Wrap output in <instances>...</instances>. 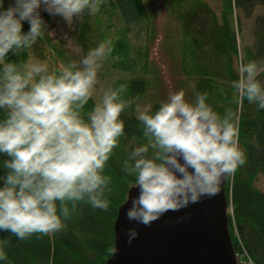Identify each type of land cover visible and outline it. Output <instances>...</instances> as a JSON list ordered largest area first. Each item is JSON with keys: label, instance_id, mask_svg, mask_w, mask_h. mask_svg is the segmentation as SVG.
Instances as JSON below:
<instances>
[{"label": "clouds", "instance_id": "obj_1", "mask_svg": "<svg viewBox=\"0 0 264 264\" xmlns=\"http://www.w3.org/2000/svg\"><path fill=\"white\" fill-rule=\"evenodd\" d=\"M105 0H0V154L6 176L0 177V231L24 240L66 227L64 221L79 202L107 211L112 178L105 167L124 135L120 118L133 107L147 143L123 162L135 175L139 194L127 210L129 221L145 226L169 211H179L203 197L215 196L224 177L246 163L239 144V111L219 114L207 103L208 94L187 100L184 90L169 93L153 111L140 97L125 99L126 85L109 87L87 111L97 91L98 73L111 54V39L91 48L79 60L49 68L45 60L6 62L9 52L31 49L47 31L41 8L70 23L87 10L99 12ZM23 22L29 31L23 32ZM232 82L238 103L246 99L264 109V60H243ZM128 230L129 244L137 238ZM10 237L0 239V261ZM117 249L109 248L115 255Z\"/></svg>", "mask_w": 264, "mask_h": 264}, {"label": "trees", "instance_id": "obj_2", "mask_svg": "<svg viewBox=\"0 0 264 264\" xmlns=\"http://www.w3.org/2000/svg\"><path fill=\"white\" fill-rule=\"evenodd\" d=\"M3 2L5 7L6 0ZM162 7L168 11L167 18L179 33L180 73L188 85L185 92L188 100L194 101L197 92H206L207 103L219 114L224 115L229 109L239 111V144L246 154V163L228 175L225 185L228 230L238 261L244 257L251 264H264V191L257 187L259 178H264V109L246 99L239 104L238 93L232 87V82L239 78L236 70L239 61L264 60V14L256 19L254 47L242 53L236 30L237 12L250 18L257 7L264 10V0H220L217 10L202 0H163ZM156 11L150 10L145 0H105L99 12L90 14L85 10L82 21L74 29V38L84 51L98 45L90 44L93 37L99 43L111 39L112 52L107 60L111 69L123 75L113 88L126 85L125 99L139 96V102L151 103L153 111L164 102L155 101L160 77L152 61L155 28L151 27L155 18L158 19ZM43 20L47 25L43 36L19 55L9 52L6 62H26L31 57L46 60L49 55L62 60L50 47L52 23L46 17ZM116 22L123 26L118 28ZM143 26L145 40L136 45L130 38V30ZM29 27L23 22V32L27 33ZM139 33L141 35V31ZM258 79L264 84V73ZM95 103L92 98L85 110ZM4 115L0 110V119ZM120 118L125 123L124 135L105 167V174L112 178L111 191L106 193L110 201L108 210L94 209L86 201L79 202L77 211L64 221L66 227L61 231L47 235L37 233L24 240L9 231H0V239L10 237L5 249L8 259L0 264H107L113 256L108 249L115 248L119 210L136 187L135 175L124 170L123 162L136 147L147 143L134 105L126 108ZM5 159L7 157L0 154V177L6 176Z\"/></svg>", "mask_w": 264, "mask_h": 264}, {"label": "water", "instance_id": "obj_3", "mask_svg": "<svg viewBox=\"0 0 264 264\" xmlns=\"http://www.w3.org/2000/svg\"><path fill=\"white\" fill-rule=\"evenodd\" d=\"M224 177L215 196L203 197L179 211H169L151 226L127 219L134 187L115 223V249L107 264H240L228 230V203ZM138 236L131 244L128 230Z\"/></svg>", "mask_w": 264, "mask_h": 264}, {"label": "rangeland", "instance_id": "obj_4", "mask_svg": "<svg viewBox=\"0 0 264 264\" xmlns=\"http://www.w3.org/2000/svg\"><path fill=\"white\" fill-rule=\"evenodd\" d=\"M150 10H157L155 23L152 25V30L155 28V40L151 44L152 61L155 67V72L159 74L160 84L155 88V101L162 99L167 101L169 93L178 92L180 90L188 91V85L183 81V77L180 73V53H181V41L179 40V33L175 25L171 20H168V11L162 7L163 0H145ZM214 9H218L220 6V0H202ZM14 4V0H6L7 8L9 5ZM41 17L48 18L52 23V27L49 31V35L52 39L51 49L57 51L61 56H47L45 61L48 62L49 68H56L61 63H68L70 61H79L87 51L77 43L74 38V29L82 21L80 18H74L70 23L66 22L61 16H51L41 8ZM264 14L262 7H257L253 16L250 18L243 15L241 12H237L238 25V43L243 53L246 48H253L255 45V27L256 19ZM160 17V18H159ZM28 23V22H27ZM118 28L123 25L116 22ZM150 28V30H151ZM130 38L134 44H142L145 40V27L131 28ZM141 31V35L140 32ZM99 42L96 38L91 39V45ZM95 46V45H94ZM33 59V57H31ZM36 59V58H35ZM123 78L122 73L114 71L110 67V63L107 58L103 63V67L98 73V85L97 91L93 96V99L97 100L102 96L104 90L109 87L113 88L115 82ZM185 98L188 97L186 96ZM257 187L264 191V178L261 176L258 180ZM240 264H251L244 257L239 259Z\"/></svg>", "mask_w": 264, "mask_h": 264}]
</instances>
